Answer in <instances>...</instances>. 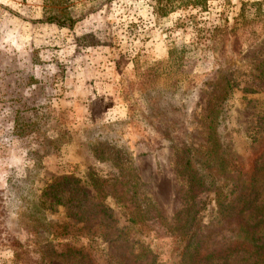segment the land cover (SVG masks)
<instances>
[{"label":"rangeland","instance_id":"obj_1","mask_svg":"<svg viewBox=\"0 0 264 264\" xmlns=\"http://www.w3.org/2000/svg\"><path fill=\"white\" fill-rule=\"evenodd\" d=\"M217 146L264 205V0H0V264H263L228 227L200 262L181 238L216 219L183 171ZM121 173L143 219L108 199L107 240L44 203L59 177Z\"/></svg>","mask_w":264,"mask_h":264},{"label":"trees","instance_id":"obj_2","mask_svg":"<svg viewBox=\"0 0 264 264\" xmlns=\"http://www.w3.org/2000/svg\"><path fill=\"white\" fill-rule=\"evenodd\" d=\"M46 22L65 27L55 19ZM171 55L173 57L174 53ZM208 130V141H216V126L211 124ZM191 157L189 155L183 171L189 182L191 198L207 192L217 195V216L214 224L206 229L202 227L201 232L196 235L181 234L187 249L191 248L194 251L193 261L200 262L219 254L213 240L216 234L224 233L225 227H228L227 234L231 235L228 252H250L264 264V205H257L256 199L252 198L249 183H238V186L235 184L237 181L228 176L232 170L231 154L227 151L221 152L217 146L216 149L209 148L205 155ZM197 163L200 167L195 169ZM122 173L116 180L110 182L94 176H87L86 180L74 175L59 177L45 189L44 203L49 204L50 208L55 206L65 208L69 219L83 225L85 229L101 230L103 238L107 240L111 234L110 222L113 221V211L106 205L108 199L115 201L129 223V229L137 227L140 218L143 219L139 208L137 178L132 173L130 174L132 176H125ZM249 210L257 216L254 224H249L243 217ZM194 218L196 220L195 216ZM209 242L212 244L211 248L208 246ZM203 251L208 255L202 257ZM184 253L186 256V247Z\"/></svg>","mask_w":264,"mask_h":264},{"label":"crops","instance_id":"obj_3","mask_svg":"<svg viewBox=\"0 0 264 264\" xmlns=\"http://www.w3.org/2000/svg\"><path fill=\"white\" fill-rule=\"evenodd\" d=\"M25 21L23 20V23H24Z\"/></svg>","mask_w":264,"mask_h":264}]
</instances>
